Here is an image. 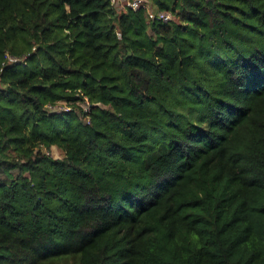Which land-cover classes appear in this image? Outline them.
<instances>
[{"label": "trees", "instance_id": "trees-1", "mask_svg": "<svg viewBox=\"0 0 264 264\" xmlns=\"http://www.w3.org/2000/svg\"><path fill=\"white\" fill-rule=\"evenodd\" d=\"M140 1L0 0V264H264V0Z\"/></svg>", "mask_w": 264, "mask_h": 264}, {"label": "built area", "instance_id": "built-area-1", "mask_svg": "<svg viewBox=\"0 0 264 264\" xmlns=\"http://www.w3.org/2000/svg\"><path fill=\"white\" fill-rule=\"evenodd\" d=\"M111 1L114 5L117 4V2H118V0H111ZM124 1H127L128 7H131L133 9H137L141 3L140 0H133V1L124 0ZM159 18L163 19L164 21H168V20H170L171 17L168 14L167 15L161 14V15H159Z\"/></svg>", "mask_w": 264, "mask_h": 264}, {"label": "rangeland", "instance_id": "rangeland-1", "mask_svg": "<svg viewBox=\"0 0 264 264\" xmlns=\"http://www.w3.org/2000/svg\"><path fill=\"white\" fill-rule=\"evenodd\" d=\"M52 153H53V155L56 157V158H60V152L57 150V149H53L52 150Z\"/></svg>", "mask_w": 264, "mask_h": 264}]
</instances>
